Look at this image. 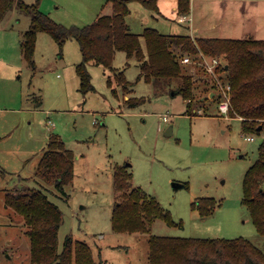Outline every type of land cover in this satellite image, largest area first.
<instances>
[{
  "label": "rangeland",
  "instance_id": "rangeland-1",
  "mask_svg": "<svg viewBox=\"0 0 264 264\" xmlns=\"http://www.w3.org/2000/svg\"><path fill=\"white\" fill-rule=\"evenodd\" d=\"M104 1L40 0L38 8L66 26H82L98 13L111 11ZM177 4L156 0L154 10L130 0L126 21L139 34L145 27L188 33L190 22L177 20ZM29 23L30 17L15 5L0 20V264H32L24 218L4 203L6 192L28 188L46 189L61 211L58 251L70 235L90 245L98 264H149L148 238L153 234L242 236L264 251V235L256 230L242 193L244 173L258 157L264 131L245 132L238 117L220 111L224 74L210 79L201 59L189 56L190 70L207 78L196 84L189 110L172 84L136 80L138 61L118 50L112 65L124 70L130 87L119 84L113 71L89 63L94 89L83 94L75 70L81 60L78 42L69 38L60 48L50 34L39 31L31 66L20 45ZM140 41L145 50L142 35ZM108 73L116 92L107 85ZM129 96L145 100L129 106ZM52 134L75 155L73 178L64 190L37 170ZM248 135L254 139L248 140ZM119 169L129 172L131 186L158 200L162 214L169 213L174 222L157 216L148 231H114L112 210L121 198L115 186ZM172 182L184 185L175 188ZM205 197L216 205L202 217L192 205Z\"/></svg>",
  "mask_w": 264,
  "mask_h": 264
},
{
  "label": "trees",
  "instance_id": "trees-1",
  "mask_svg": "<svg viewBox=\"0 0 264 264\" xmlns=\"http://www.w3.org/2000/svg\"><path fill=\"white\" fill-rule=\"evenodd\" d=\"M40 0L26 3L24 0H0V20L17 6L30 17L29 26L22 32L20 45L24 59L34 66L33 54L37 33L45 31L60 48L65 40L75 39L79 44L81 60L75 65L79 77V90L84 94L94 89L88 64L101 65L105 72L113 71L114 78L123 87H130L124 70L114 69L112 62L116 51H124L128 58L135 57L140 66L136 80L145 79L157 83L160 80L173 85L181 92L191 108L196 84L206 82V77L196 74L190 64L181 61L184 54L196 58L199 52L220 57L222 63L216 70L224 74V83L230 85L229 114L238 117L245 132L264 131V39L205 37L189 33H163L155 27H145L142 33L130 30L126 16L130 0H105L111 11L97 14L95 19L82 26H66L52 19L38 8ZM146 7L156 10V0H139ZM190 0H178L179 14H187ZM144 37L146 49L141 46ZM128 63V62H126ZM107 85L113 92L111 73ZM220 77H222L220 75ZM145 98L129 96V106ZM260 127V129L258 128ZM75 155L65 147L57 134L50 135L46 149L37 165L48 182L58 189L73 178ZM115 173V186L121 198L114 204L111 227L114 231H148V225L157 216L173 223L169 213L162 214L158 200L140 187L131 186V174ZM46 189L28 188L8 191L4 203L23 216L30 237L32 264H98L90 245L66 235L61 251H58V231L62 214ZM243 201L250 212L256 230L264 235V137L258 146V157L247 168L242 180ZM216 202L205 197L194 202L202 217L210 215ZM149 264H264V251L249 239L239 236L183 237L153 234L148 238Z\"/></svg>",
  "mask_w": 264,
  "mask_h": 264
},
{
  "label": "crops",
  "instance_id": "crops-1",
  "mask_svg": "<svg viewBox=\"0 0 264 264\" xmlns=\"http://www.w3.org/2000/svg\"><path fill=\"white\" fill-rule=\"evenodd\" d=\"M178 14L192 36L264 39V0H190L189 12Z\"/></svg>",
  "mask_w": 264,
  "mask_h": 264
},
{
  "label": "built area",
  "instance_id": "built-area-1",
  "mask_svg": "<svg viewBox=\"0 0 264 264\" xmlns=\"http://www.w3.org/2000/svg\"><path fill=\"white\" fill-rule=\"evenodd\" d=\"M181 20H184L185 18L184 17H181L180 18ZM190 55H187V54H184L182 57H181V61L185 64H189L190 62ZM196 57H199L201 59V64L206 68L208 69V72L209 74L211 75L209 78L210 79H214L216 77H218V74L220 72H218L216 70V67L218 65H220V63H222V59H220V57H213V56H207L205 54H203L202 52H199L198 55ZM213 76V77H212ZM221 85V83H220ZM224 90H225V99L223 101H221V103L219 104V109L221 112L223 113H228L229 111V90H230V85L228 83H224ZM163 120H167V115L166 114H163ZM246 138L248 140H253L254 137L251 135V136H246Z\"/></svg>",
  "mask_w": 264,
  "mask_h": 264
},
{
  "label": "water",
  "instance_id": "water-1",
  "mask_svg": "<svg viewBox=\"0 0 264 264\" xmlns=\"http://www.w3.org/2000/svg\"><path fill=\"white\" fill-rule=\"evenodd\" d=\"M174 93V91H172V94ZM212 94V93H211ZM260 129V127H258ZM165 133L167 134H170L171 133V126H169L167 128V130L165 131ZM172 185L177 188V187H180V186H183L184 184L183 183H180V182H172Z\"/></svg>",
  "mask_w": 264,
  "mask_h": 264
}]
</instances>
